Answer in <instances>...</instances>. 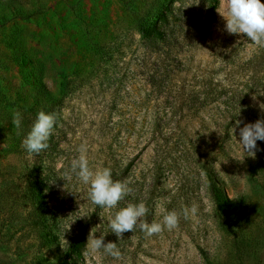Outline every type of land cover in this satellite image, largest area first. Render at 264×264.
I'll return each instance as SVG.
<instances>
[{
	"label": "rangeland",
	"instance_id": "obj_1",
	"mask_svg": "<svg viewBox=\"0 0 264 264\" xmlns=\"http://www.w3.org/2000/svg\"><path fill=\"white\" fill-rule=\"evenodd\" d=\"M125 1L0 0V264H29L34 257L54 262L81 228L84 246L64 264H264V142L257 141L260 150L251 156L233 136L239 140L237 120L264 119V47L224 30L217 12L224 0H132L140 14L161 3L169 25H205L197 47V36L174 35L169 65L183 66L195 51L191 71L182 72L184 81L158 87L150 75L165 52L145 45ZM101 47L112 53L106 61ZM205 75L218 93L212 101L201 94ZM39 80L60 105L47 149L32 158L21 146L30 129L23 119L19 129L11 123L17 113L11 103L36 102L35 111L46 104L28 91ZM67 81L74 88L64 93ZM175 87L198 90L194 102L205 104L188 110L191 97L173 102ZM82 144L90 168L121 165L131 191L118 207L142 201L148 222L161 219L160 207L177 213L195 207V214L180 215L172 230L146 236L136 228L118 240L108 226L114 210L97 209L86 185L61 179ZM209 159L237 199L229 208L212 200L202 167ZM28 181L38 185L52 214L50 245L32 226ZM90 232L106 233L104 242L116 243L119 257L90 252Z\"/></svg>",
	"mask_w": 264,
	"mask_h": 264
},
{
	"label": "clouds",
	"instance_id": "obj_2",
	"mask_svg": "<svg viewBox=\"0 0 264 264\" xmlns=\"http://www.w3.org/2000/svg\"><path fill=\"white\" fill-rule=\"evenodd\" d=\"M217 12L223 18L224 30L228 34H243L248 41L264 47V0H224ZM259 107L264 110V104H260ZM21 122V114L19 112L14 113L11 123L19 129ZM55 124L56 117L53 113H47L44 110L36 113L31 128L21 144L28 157L39 156L42 151L47 149ZM241 124H243L242 127H240ZM236 127L239 128V140L233 135L234 129L232 128V135L235 140L246 153L255 156L256 151L260 150L257 141L264 142V119H257L255 122L249 123L237 120ZM77 153L78 155L70 161L61 179L66 183L74 178L86 185L88 187L87 198L93 205L105 210H114L109 217L108 226L110 232L114 233L118 240L123 233L133 232L136 228L146 236L159 234L164 230H172L176 227L180 215L188 219L195 214V207L183 208L180 213L174 210L166 211L160 207L161 219L148 222L145 218L149 214V209L144 202L128 203L126 206L118 207L119 202L131 189L125 183L114 180L110 168H90L86 145H80L77 148ZM64 184L61 190L66 191ZM105 234H100L97 237L95 233L90 232L86 246L92 253L103 251L109 256L118 258L120 251L116 243H105Z\"/></svg>",
	"mask_w": 264,
	"mask_h": 264
},
{
	"label": "trees",
	"instance_id": "obj_3",
	"mask_svg": "<svg viewBox=\"0 0 264 264\" xmlns=\"http://www.w3.org/2000/svg\"><path fill=\"white\" fill-rule=\"evenodd\" d=\"M125 5L131 14L141 38L147 40L145 45L150 47V51L158 52L159 50H162L165 52V56H162V63L158 68H156L158 71H155L153 75H150L152 81L157 84L158 87H163L167 81H173L172 84L176 83L174 80L184 81L185 74L191 71V65L189 62L195 55V51H191L188 58H185L183 66H181V61L175 62V64L181 63L180 66H170L169 63L173 61L171 48L177 46L176 37L174 35L176 33H188L189 35L197 36V38L193 39L194 41L192 42V46L197 47L201 45L199 38H201V34L205 30L204 23L199 22L198 24V22H184L182 24L181 22L177 23L176 21H173L172 25L164 23L166 9L161 5V3L151 6L146 12L141 14L138 13V11L134 8L132 0H126ZM208 12L209 14H213V7H210ZM111 55L112 53L110 51H104V48L101 47V57L104 58V61L109 59ZM182 72H185V74L181 75ZM198 76L200 75H197V77ZM71 82L72 81H67L62 85V90L64 93L73 90L74 87H71ZM203 82H205L207 85L206 89H204V92H201V94L204 95V99L209 98V101L214 100L218 93L215 91V88L211 86V79H208V77L205 75L203 77ZM28 91L30 92L31 97L34 98V101L40 100L46 102V104H40L35 111L36 102H30L23 105H19L18 102L11 103V105L15 107L16 112L21 114L24 121L22 124L24 127H27V130L31 128L38 111L44 110L47 113H55L60 105V100H57L53 97L48 85L41 80L32 84ZM159 91H162V89H159ZM170 92H172L171 95L173 97V102H176V99L180 98L179 101H181V103H185L187 102L185 101L186 96L191 97V100L193 101H190V103L187 105L186 109L188 110H195V108H197V104L200 106L204 105L206 102L205 100H202L199 103L194 102V98L198 96L199 91L191 88H187L186 90L183 87H175L173 91H171L170 88ZM172 106L175 105L172 104ZM180 107V105L175 106L177 110H180ZM11 141H16V144L20 143V141H17L14 136L11 137ZM202 167L204 168L208 178L210 194L215 205L222 209H226L234 205L237 199H232L228 196L223 183L219 180V177L217 176V173L211 164V160L209 159L208 163L206 164L203 163ZM108 168H110L112 171L113 179L122 182L124 171H121V165H118L115 162ZM124 170H126V168ZM27 184L26 196L31 203L32 226L38 232L43 244L50 245L55 241V233L52 229V214L49 207L47 206L46 201L41 195L42 193L38 188V185L32 181H28ZM95 207H97V209L99 208L98 206ZM85 233L86 230L81 228L78 234L72 237L69 249L62 258H59L54 262H50L47 259H44V257H34L29 264H64L72 252L76 253L77 255L80 254L79 250L84 246L86 240Z\"/></svg>",
	"mask_w": 264,
	"mask_h": 264
}]
</instances>
